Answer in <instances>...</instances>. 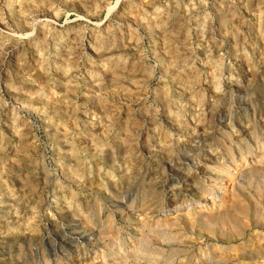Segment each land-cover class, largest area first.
I'll return each mask as SVG.
<instances>
[{
    "label": "rangeland",
    "instance_id": "1",
    "mask_svg": "<svg viewBox=\"0 0 264 264\" xmlns=\"http://www.w3.org/2000/svg\"><path fill=\"white\" fill-rule=\"evenodd\" d=\"M263 136L264 0H0V264H90L146 235L173 253L157 264L237 263L201 227L232 205L264 213V167L235 193L216 166L247 170ZM131 208L150 228L123 220ZM75 220L93 242H63Z\"/></svg>",
    "mask_w": 264,
    "mask_h": 264
},
{
    "label": "bare ground",
    "instance_id": "2",
    "mask_svg": "<svg viewBox=\"0 0 264 264\" xmlns=\"http://www.w3.org/2000/svg\"><path fill=\"white\" fill-rule=\"evenodd\" d=\"M212 115L213 114H211L210 117H212ZM210 121H212V120H210ZM206 125L207 124L201 125L198 128L199 132L196 131L197 134L195 135V138H198L196 140H198L201 143L199 145V147L197 146V149L202 148V147L206 148V146H205V145H207L206 144L207 143L206 137L209 134H211L209 132L210 127L208 128V131H207L205 128ZM207 132H209V133H207ZM260 134H258V136ZM213 156H214L213 157L214 160L219 159L215 155H213ZM241 164H243V165L246 164V166L249 164L247 167L248 169L242 170V168H238L239 165L236 163L235 164L236 169L234 170V172L233 171L230 172L228 170V167L226 164L221 163L220 165H218V164L216 165L220 169L224 170V172H225L224 177L226 175L231 177V182H230L231 187L230 188H231L232 192H235V193L236 192L240 193L239 192L240 190L239 189L237 190V187H235V186H238V180L240 179V177L243 176V174L245 172H249L251 170H256V169L264 167V154L260 153L259 155L256 154V155H251L249 157H245ZM263 170H264V168H263ZM188 175H186V178H188L187 182L188 183L189 182L194 183L193 177H191L190 175L188 176ZM206 188H208L206 185L200 186V185L195 184L193 186L194 191H196L198 193L203 192L204 196H203V198H201L202 202H208L209 199L213 200V195H215V193H214V194H212V196H210V198H208V196L205 195V191H204ZM235 193H232V195H231L233 200H234V201H232V203L235 202V199L238 196ZM125 201H126V199H121V201L119 202V205L117 204L115 207L116 210H121L122 207L127 204V202H125ZM199 202H200V200H197L195 204H193L194 202L191 204L198 205ZM173 203L171 202L170 204H173ZM241 203H243V201ZM244 204H241V205L237 204L236 206L232 205L231 210H229V209L228 210H222L221 212L213 215L211 217L212 218L211 223H213L212 227H211V225L206 224V225H202L201 229L207 230L211 234L218 232V234H220L221 237H223L224 240L226 241V243H227L226 247L228 248V250H232L233 248H235L237 250V252L235 253V256H237V258H240V260L237 259L239 261L237 263H234V264H258V262H260L261 264H264V230H263L264 229V213L260 212V210L255 206L252 207V206H247ZM89 205L90 204H88L87 202L80 204L79 209L81 211H83L82 214L84 216L89 213V210H91ZM134 205H135V203H133V201H132V202L128 203L127 207H131ZM175 207H178V205H175ZM98 210H100V208ZM141 210H142L141 208L128 209L126 212H124L125 214L123 213L122 218L127 223H131V222L134 223L135 229L137 231H141V230L146 231L148 228H150L151 221L147 220L145 218V215L141 212ZM77 211H78V209H77ZM175 211L176 212H173L174 215L169 220H166L167 221L166 223L175 224L178 221H181L184 219H189V217L193 214L199 215L202 210L201 211L200 210L193 211V208H191V212H189L190 210L185 211V212H178L177 210H175ZM90 214L91 213H89V215ZM101 214H102V210H100V215H99L100 219H101ZM192 219L193 218L191 217V220ZM106 220L108 222L107 223L108 227L104 226V227L98 229L99 231H98L97 235H100V237L102 234H105L107 237L113 235V233H110V229L113 227L112 225H115L113 223L114 220L112 218H108ZM158 220L159 219H157V221ZM201 221H202V219L199 218V222H201ZM100 223H101V221H100ZM155 223H156V221H155ZM52 224L54 225V222ZM157 225H158V223H157ZM152 226H154V225H152ZM253 226H256V229H253L254 228ZM158 227H159V225H158ZM261 228H263V229H261ZM87 231H89V234H87ZM96 233L97 232H95V229L92 227V224L90 221L84 222L83 220L82 221L81 220H75L70 225V229L62 237H64L63 242H68V247L75 246L78 244H79L78 246H80L81 243H84V245L86 246V244L89 243L90 239H91L90 242H93L94 237H97V235H95ZM157 233H158V230H157ZM103 237H101V239ZM113 237H114V235H113ZM149 237L150 236H148V235L140 237L138 240L135 241V244L132 245L133 250H131L128 253L125 252L123 255L121 252L122 249L119 247L121 245L117 246V243L114 240V243L112 244V246H109L106 249H104L106 246H102L101 249L95 250L94 257L90 261V264H157L162 259L165 260V262L167 260H169L168 259L169 256H171L173 253L169 252V254H167L165 252V250H162L159 247V245L157 244L158 241H156L152 237L151 238H149ZM113 239L114 238H112V240ZM234 241L239 242L237 244V246H233L232 242H234ZM97 242L98 241L96 240L95 243H97ZM110 242H112V241H110ZM119 254L122 256H120L121 259L118 260L115 257L118 256ZM111 256L113 258H110ZM181 264H183V263H181Z\"/></svg>",
    "mask_w": 264,
    "mask_h": 264
}]
</instances>
